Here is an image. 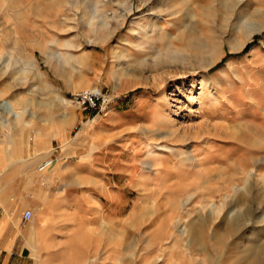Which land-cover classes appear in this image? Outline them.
<instances>
[{"label": "rangeland", "instance_id": "rangeland-1", "mask_svg": "<svg viewBox=\"0 0 264 264\" xmlns=\"http://www.w3.org/2000/svg\"><path fill=\"white\" fill-rule=\"evenodd\" d=\"M35 151L38 264H264V0H0V173Z\"/></svg>", "mask_w": 264, "mask_h": 264}, {"label": "crops", "instance_id": "crops-1", "mask_svg": "<svg viewBox=\"0 0 264 264\" xmlns=\"http://www.w3.org/2000/svg\"><path fill=\"white\" fill-rule=\"evenodd\" d=\"M36 156L37 160L43 157L35 151L33 157ZM51 156H45L43 160ZM51 169L44 173L37 169L39 173L28 178L22 174L13 177L9 171L0 173V264H38L36 250L40 241L34 217L42 203H46L47 191L39 181L43 178L53 180L54 177L47 174ZM56 203L64 205L63 201ZM28 209L34 216L26 221L24 213Z\"/></svg>", "mask_w": 264, "mask_h": 264}, {"label": "built area", "instance_id": "built-area-1", "mask_svg": "<svg viewBox=\"0 0 264 264\" xmlns=\"http://www.w3.org/2000/svg\"><path fill=\"white\" fill-rule=\"evenodd\" d=\"M111 96L109 94L103 93V91L99 89H86L80 91L74 95V102L81 108H84L88 111L95 112L102 110L105 106H107L111 101ZM59 147H56L55 151L58 150ZM57 161V158L53 155L51 157L46 158L38 165V171L41 173L46 172L51 169ZM34 213L31 209H28L24 213V219L29 221L33 218Z\"/></svg>", "mask_w": 264, "mask_h": 264}, {"label": "bare ground", "instance_id": "bare-ground-1", "mask_svg": "<svg viewBox=\"0 0 264 264\" xmlns=\"http://www.w3.org/2000/svg\"><path fill=\"white\" fill-rule=\"evenodd\" d=\"M221 36V34H220ZM214 81L211 82V84H213ZM8 104V103H7ZM19 108V107H18ZM18 108L15 104H12V106L10 107V112H12L14 115L19 116L21 115V113L18 111ZM23 110V109H22ZM20 118V117H19ZM255 264H258V262H256Z\"/></svg>", "mask_w": 264, "mask_h": 264}]
</instances>
